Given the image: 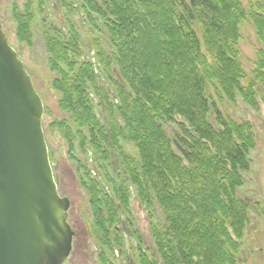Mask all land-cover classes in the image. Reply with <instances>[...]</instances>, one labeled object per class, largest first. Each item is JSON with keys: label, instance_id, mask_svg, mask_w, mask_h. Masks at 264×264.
I'll return each mask as SVG.
<instances>
[{"label": "trees", "instance_id": "obj_1", "mask_svg": "<svg viewBox=\"0 0 264 264\" xmlns=\"http://www.w3.org/2000/svg\"><path fill=\"white\" fill-rule=\"evenodd\" d=\"M81 11L94 27L93 14L105 21L110 51L98 41L94 57L85 56L69 21L68 39L47 34L45 45L59 106L77 131L66 121L57 126L70 147L75 137L82 150L90 146L103 172L99 185L88 182L92 211L101 219L99 238L108 243L106 223L115 220L127 233L124 210L132 188L147 208L156 200L165 218L164 225L151 226L153 252L148 257L139 249V264H235L224 245L235 244L229 228L240 237L248 216L236 189L255 136L247 122L222 113L211 93L219 102L233 103L239 95L256 106L253 84L240 83L235 48L246 11L239 0H82ZM251 17L261 36L264 18L255 12ZM262 69L263 54L255 71L262 75ZM164 123L176 127L174 140ZM103 163L114 165L122 180H114ZM99 260L113 264L104 253Z\"/></svg>", "mask_w": 264, "mask_h": 264}, {"label": "rangeland", "instance_id": "obj_2", "mask_svg": "<svg viewBox=\"0 0 264 264\" xmlns=\"http://www.w3.org/2000/svg\"><path fill=\"white\" fill-rule=\"evenodd\" d=\"M239 2L247 15L237 28L239 38L235 45L244 74L240 83L247 87L249 83L253 84V88L250 86L253 90L251 98L256 106L248 104L239 95L233 103L226 98L219 102L215 93L212 92L211 95L222 113L251 126L255 146L248 151V169L241 172V185L236 189L237 198L248 203V216L240 237L235 236L234 231L229 228L235 244L232 243L231 246L226 243L224 252L235 255V264H264V69L261 70L262 75L255 71L261 55H264V30L261 36L258 35L251 17V13L255 12L264 18V0ZM70 3L72 8L68 9L67 5ZM81 7L82 0H0L1 28L23 62L32 85L43 102L41 125L52 173L59 194L69 200L67 221L74 231V236L71 251L63 264H100L101 253L113 264H139V249H144L148 257L152 255L154 242L150 233L151 226L164 225L162 209L154 199L151 208H147L131 188L132 194L127 209L124 210L127 233L123 232L122 235L123 227L115 220L111 226L107 223L106 227L104 225L108 232V243L100 239L99 236L103 233L99 226L101 219L92 211V191L88 184L90 180L97 185L103 181V172H100L97 165L98 156L87 144L82 150L78 137H75L70 147L57 126L61 121H66L74 133L77 131L69 115L59 106L61 92L54 87L56 72L51 68L50 54L45 45L47 34L52 36L57 33L60 37L68 39L69 21L81 38V48L85 56L94 57V42L99 41L106 51L112 49L104 26L105 21L93 14L97 19L95 28L87 12L83 13ZM86 10L93 13L92 7ZM16 15L20 18L17 19ZM195 31L198 36L202 34L197 25ZM209 121L216 126L212 114ZM163 125L170 140H174L176 127L170 123ZM122 145L136 156L131 143L123 142ZM173 147L176 148L174 145ZM103 165L114 180H122L123 175L115 170L114 165ZM89 171H98L102 176L96 177V173L91 175ZM102 196L103 194H100V198H103ZM112 198L117 199L113 193ZM102 206L103 203L100 204V207ZM104 219L108 220L106 213ZM115 237H118L117 242ZM134 241L136 244L132 245Z\"/></svg>", "mask_w": 264, "mask_h": 264}, {"label": "water", "instance_id": "obj_3", "mask_svg": "<svg viewBox=\"0 0 264 264\" xmlns=\"http://www.w3.org/2000/svg\"><path fill=\"white\" fill-rule=\"evenodd\" d=\"M43 102L0 23V264H63L74 231L41 125Z\"/></svg>", "mask_w": 264, "mask_h": 264}]
</instances>
